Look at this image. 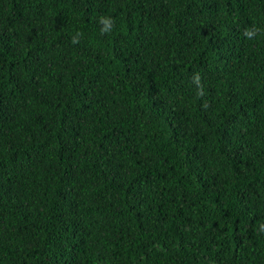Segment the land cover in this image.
<instances>
[{
    "label": "trees",
    "instance_id": "trees-1",
    "mask_svg": "<svg viewBox=\"0 0 264 264\" xmlns=\"http://www.w3.org/2000/svg\"><path fill=\"white\" fill-rule=\"evenodd\" d=\"M0 264H264V0H0Z\"/></svg>",
    "mask_w": 264,
    "mask_h": 264
},
{
    "label": "clouds",
    "instance_id": "clouds-1",
    "mask_svg": "<svg viewBox=\"0 0 264 264\" xmlns=\"http://www.w3.org/2000/svg\"><path fill=\"white\" fill-rule=\"evenodd\" d=\"M106 23H107V21H106ZM105 30H107V29H105ZM247 35H249V36H251L252 35V33H246ZM73 43H75L76 41H75V39H73V41H72Z\"/></svg>",
    "mask_w": 264,
    "mask_h": 264
}]
</instances>
